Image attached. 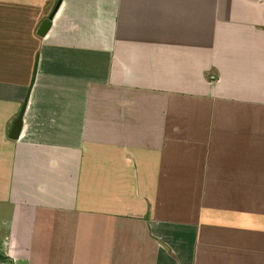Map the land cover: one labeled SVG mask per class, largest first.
<instances>
[{"label": "crops", "instance_id": "obj_1", "mask_svg": "<svg viewBox=\"0 0 264 264\" xmlns=\"http://www.w3.org/2000/svg\"><path fill=\"white\" fill-rule=\"evenodd\" d=\"M0 255L264 264V0H0Z\"/></svg>", "mask_w": 264, "mask_h": 264}, {"label": "water", "instance_id": "obj_2", "mask_svg": "<svg viewBox=\"0 0 264 264\" xmlns=\"http://www.w3.org/2000/svg\"><path fill=\"white\" fill-rule=\"evenodd\" d=\"M57 9H58V8H56V9L54 10L53 14L51 15L50 20H47V21L43 24V26H42V28H41V31H40V35L44 36V35L47 33V31L49 30V28H50V26H51V20H52L53 16L55 15V13L57 12ZM22 126H23V118L21 117V118H19V119L16 121V123H15V125H14V128H13V134H12V137H13V138L17 139V138L19 137V134H20V132H21V128H22Z\"/></svg>", "mask_w": 264, "mask_h": 264}, {"label": "trees", "instance_id": "obj_3", "mask_svg": "<svg viewBox=\"0 0 264 264\" xmlns=\"http://www.w3.org/2000/svg\"><path fill=\"white\" fill-rule=\"evenodd\" d=\"M1 259H4L2 256H0Z\"/></svg>", "mask_w": 264, "mask_h": 264}, {"label": "rangeland", "instance_id": "obj_4", "mask_svg": "<svg viewBox=\"0 0 264 264\" xmlns=\"http://www.w3.org/2000/svg\"><path fill=\"white\" fill-rule=\"evenodd\" d=\"M1 256V255H0Z\"/></svg>", "mask_w": 264, "mask_h": 264}]
</instances>
